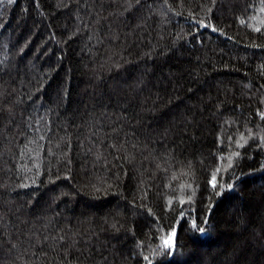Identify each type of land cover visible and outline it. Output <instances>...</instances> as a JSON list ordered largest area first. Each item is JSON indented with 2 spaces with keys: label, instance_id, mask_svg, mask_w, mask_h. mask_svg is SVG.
<instances>
[{
  "label": "trees",
  "instance_id": "16d2710c",
  "mask_svg": "<svg viewBox=\"0 0 264 264\" xmlns=\"http://www.w3.org/2000/svg\"><path fill=\"white\" fill-rule=\"evenodd\" d=\"M0 264H264V0H0Z\"/></svg>",
  "mask_w": 264,
  "mask_h": 264
},
{
  "label": "snow or ice",
  "instance_id": "6c2138e0",
  "mask_svg": "<svg viewBox=\"0 0 264 264\" xmlns=\"http://www.w3.org/2000/svg\"><path fill=\"white\" fill-rule=\"evenodd\" d=\"M212 183H213V186H215V177L212 178ZM193 227L196 228L197 225L194 223L193 224ZM199 231L203 232L204 229L203 228H199ZM173 235H174V233H173ZM164 243H165V246L167 248H169V249L173 248V244L170 242L169 239H165V242ZM145 259H147V257H145Z\"/></svg>",
  "mask_w": 264,
  "mask_h": 264
}]
</instances>
